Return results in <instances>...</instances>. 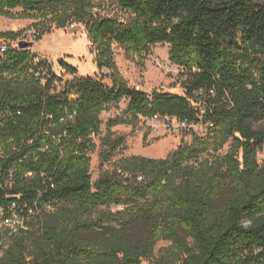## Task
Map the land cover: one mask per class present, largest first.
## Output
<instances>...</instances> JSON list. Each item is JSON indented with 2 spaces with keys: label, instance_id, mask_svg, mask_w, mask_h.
<instances>
[{
  "label": "trees",
  "instance_id": "trees-1",
  "mask_svg": "<svg viewBox=\"0 0 264 264\" xmlns=\"http://www.w3.org/2000/svg\"><path fill=\"white\" fill-rule=\"evenodd\" d=\"M0 16L35 20L36 42L84 24L113 79L61 60L73 75L64 82L19 47L23 33H0L17 40L0 51V208L34 209L0 234V264H142L161 239L172 245L157 264H264V0H0ZM164 43L184 95L132 87L114 62V44L144 54ZM124 99L101 136L102 112ZM156 116L186 122L192 141L113 161L127 142L111 127ZM97 138L100 160L113 162L93 180ZM138 222L147 233L134 240Z\"/></svg>",
  "mask_w": 264,
  "mask_h": 264
},
{
  "label": "rangeland",
  "instance_id": "rangeland-1",
  "mask_svg": "<svg viewBox=\"0 0 264 264\" xmlns=\"http://www.w3.org/2000/svg\"><path fill=\"white\" fill-rule=\"evenodd\" d=\"M20 12L21 9L15 10ZM115 11H113L114 13ZM123 16L122 13L119 14ZM32 19H11L0 16L1 32H21L23 40L35 41L34 36L24 37L28 31L33 32L35 28ZM24 37V38H23ZM16 39H4L0 37V46L8 44L16 45ZM92 42L89 40L86 27L82 23H74L65 28H54L52 32L44 34L38 44L31 47L32 52L43 58L48 59L53 66L56 74L62 76L65 82L73 78L72 74L66 72L61 66V60L78 69V74L97 76L105 84L112 85L113 79L110 77L112 70L109 68L100 69L96 62V52L91 50ZM114 62L118 68L120 76L127 83L138 89L152 93L154 90L185 94L184 83L182 81L181 69L172 63L169 56L170 45L167 43L157 44L151 48L148 53L140 54L136 51H128L118 44L113 45ZM127 107V100H122L118 106L112 107L101 114L103 120L101 126V136H104L108 130V122L112 118L124 115ZM198 135L205 136L208 128L204 124H198L193 127ZM111 130L117 136L126 138L127 146L121 149L115 155L113 161L123 156L143 155L151 158H164L174 151L179 145L190 143L193 135L185 128L178 126L176 122L166 121L164 119L142 118L132 124H118L111 127ZM99 138L96 139V147L91 154V173L92 179L96 180L100 174L112 168V162H102L99 157L101 149ZM260 161L264 160V150L259 154ZM121 207H113L116 211ZM39 229L41 226H38ZM4 228L0 234L4 233ZM147 233V227L143 223H134L127 234L131 239L144 237ZM6 241V244L9 243ZM172 242L167 239H161L155 246V255L151 260H143L142 264H157L162 256L168 254ZM3 249L0 248V256Z\"/></svg>",
  "mask_w": 264,
  "mask_h": 264
},
{
  "label": "built area",
  "instance_id": "built-area-1",
  "mask_svg": "<svg viewBox=\"0 0 264 264\" xmlns=\"http://www.w3.org/2000/svg\"><path fill=\"white\" fill-rule=\"evenodd\" d=\"M34 33L35 32L28 31L24 34V37L31 36V35L33 36ZM21 40L23 39L21 38ZM7 48H8L7 44H3L0 46V51L5 52ZM145 119L149 120L147 118ZM152 119H164L166 121H173V122H176L178 126H180L181 128H185L188 126L186 122L179 121L177 118H170V117L162 118V117L156 116ZM29 175H32V173L30 172ZM54 186L55 185L52 184V187ZM35 204L37 206V203ZM26 207L28 209V213L25 215L17 209L18 206H17V203L15 202L11 204L8 211H5L4 208H0V230L4 228V230L8 231L7 233L11 235L17 232L20 228H24L27 224V215L34 214V209L32 208V206L27 205Z\"/></svg>",
  "mask_w": 264,
  "mask_h": 264
},
{
  "label": "water",
  "instance_id": "water-1",
  "mask_svg": "<svg viewBox=\"0 0 264 264\" xmlns=\"http://www.w3.org/2000/svg\"><path fill=\"white\" fill-rule=\"evenodd\" d=\"M38 42H34V41H28V40H21L19 42V47L21 48H31L35 45H37Z\"/></svg>",
  "mask_w": 264,
  "mask_h": 264
}]
</instances>
